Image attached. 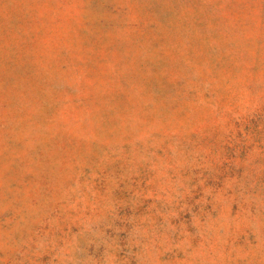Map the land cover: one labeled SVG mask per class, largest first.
Masks as SVG:
<instances>
[{"label": "rangeland", "instance_id": "374dc122", "mask_svg": "<svg viewBox=\"0 0 264 264\" xmlns=\"http://www.w3.org/2000/svg\"><path fill=\"white\" fill-rule=\"evenodd\" d=\"M0 264H264V0H0Z\"/></svg>", "mask_w": 264, "mask_h": 264}]
</instances>
